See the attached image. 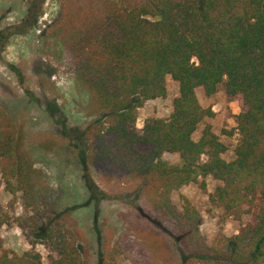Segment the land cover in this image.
I'll use <instances>...</instances> for the list:
<instances>
[{"label":"trees","instance_id":"1","mask_svg":"<svg viewBox=\"0 0 264 264\" xmlns=\"http://www.w3.org/2000/svg\"><path fill=\"white\" fill-rule=\"evenodd\" d=\"M49 1L58 17L41 39L88 96V164L143 183L153 217L174 232L184 264H264V0ZM168 79L178 86L169 116L137 129L138 109L164 99ZM198 89L239 103L233 130L224 132L236 138L230 159L206 123L214 113L201 106ZM0 176L23 206L22 214L0 209V231L17 228L28 246L4 248L0 238V264H92L72 212L39 193L24 127L1 104ZM206 178L217 182L209 205L222 222L238 225L212 242L201 232L199 209L185 196L179 206L172 199L199 179L207 193ZM147 251L135 259L124 241L105 242L96 264H116L120 256L129 264H162L156 249Z\"/></svg>","mask_w":264,"mask_h":264},{"label":"rangeland","instance_id":"2","mask_svg":"<svg viewBox=\"0 0 264 264\" xmlns=\"http://www.w3.org/2000/svg\"><path fill=\"white\" fill-rule=\"evenodd\" d=\"M57 9L49 0H0V104L24 127L38 191L58 210L72 212L92 264H96L102 244L116 241H124L135 259L147 255L151 246L161 255L162 264H184L174 232L153 217L152 199L144 193L143 183L124 174L107 175L86 160L85 132L92 122L88 96L47 55L41 39L43 31L56 21ZM177 93V83L168 79L166 97L145 102L138 109L136 128L140 130L149 118H167ZM196 95L202 107L212 109L214 117L206 123L228 146L226 159H230L236 138H228L224 132L233 130L239 103L229 101L222 91L208 98L198 89ZM164 160L178 161L171 155ZM200 182L175 192L173 202L179 206L180 196H185L199 209L201 232L208 242L220 234L236 233L238 225L222 222L219 210L209 205L208 194L217 182L206 178L207 193L200 189ZM0 209L23 213L20 195H10L1 176ZM0 238L4 248L28 249L17 228H2ZM37 249L45 257V251ZM116 264H129V260L120 256Z\"/></svg>","mask_w":264,"mask_h":264}]
</instances>
